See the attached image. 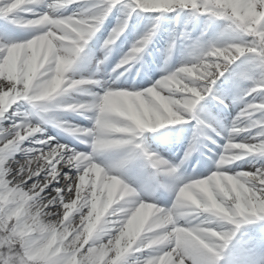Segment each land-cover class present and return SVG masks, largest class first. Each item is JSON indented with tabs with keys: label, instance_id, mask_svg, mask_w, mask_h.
<instances>
[{
	"label": "snow or ice",
	"instance_id": "snow-or-ice-1",
	"mask_svg": "<svg viewBox=\"0 0 264 264\" xmlns=\"http://www.w3.org/2000/svg\"><path fill=\"white\" fill-rule=\"evenodd\" d=\"M72 5L78 10L62 11ZM114 9L123 16L103 40L107 51L97 68L141 10H189L205 23L198 37L181 33L191 41L188 58L147 87L77 76L74 65ZM161 18L151 17L113 72L147 48ZM0 21V264H223L225 250L248 225L258 226L264 244V0H95L86 7L81 0H0ZM9 24L33 34L11 38ZM174 47L175 40L166 65ZM90 85L99 90L88 91ZM72 92L91 99H63ZM205 100L226 114L241 105L230 127L221 125L226 137ZM55 109L77 112L91 125L59 120L50 115ZM186 118L196 125L184 158L204 128L226 142L207 175L171 183L179 180V165L151 150L143 133ZM44 124L91 151L45 135ZM98 149L123 156L103 164ZM136 159L152 169L150 191L122 178L124 164ZM242 159L250 166L229 167ZM156 191L171 193L170 204L158 202Z\"/></svg>",
	"mask_w": 264,
	"mask_h": 264
},
{
	"label": "bare ground",
	"instance_id": "bare-ground-1",
	"mask_svg": "<svg viewBox=\"0 0 264 264\" xmlns=\"http://www.w3.org/2000/svg\"><path fill=\"white\" fill-rule=\"evenodd\" d=\"M95 2V0H93V3ZM91 3V2H89ZM87 3V4H89ZM173 11H176L178 12L179 14H174L173 17L170 18V16H166V14H170V12H163L162 14L161 13H156V12H142L140 11V14L137 15V16H133L132 19L129 21L128 23V28H133V27H136V26H142L144 27L145 29H148L149 27H151V24H152V19L151 17L153 16H156V15H161L162 18L160 20V23H159V26H158V30L156 31L155 33V36L158 37V38H161L162 36L164 35H174V36H177L179 37V39H182L181 37V33L184 32L183 30H180V25L183 23L185 26H188L190 27V29L192 31H195L197 28H195V22H196V26H197V21H201L202 17L200 16L199 18H193L191 19V17H188L187 16V12H185V10H173ZM182 11V12H181ZM180 15H182V17H186V19H182L180 18ZM117 16H123V13L119 12L118 10L114 9L113 10V13L110 14L108 17H107V20L110 21L112 20V22L116 23L117 22ZM183 21V22H182ZM181 22V23H180ZM106 27V22L104 23V25ZM32 30L31 29H27L24 31V32H21L20 34L21 35H27V34H30ZM9 37L13 38L14 36L9 32L8 33ZM24 38V37H23ZM183 41H185V39H183ZM110 59H107L104 61V63L102 64L99 72L100 74L106 76V70H105V66L109 63ZM79 62V59L78 61ZM156 73V72H155ZM116 75L117 74H114V72H109L107 73V77H109L107 80L106 79H103L102 78V82L105 83V84H111L113 82L117 83V78H116ZM138 85V84H136ZM78 93L80 92H72L69 94V96H65L63 97V99L65 100H71V99H76L78 100ZM56 110V109H55ZM60 110V109H58ZM51 114V113H50ZM59 120H61L59 118ZM224 126L227 128L230 127L231 124H229V122H224ZM44 133H48L50 132V130L57 136L58 139L61 140V142H71L74 146L75 145H79V150H82V151H88L87 148L84 146V145H80L79 144V141L75 140V138L66 133L65 131H63L62 129H59V128H53L51 126H48V127H44ZM145 138V136H144ZM98 154H97V157H96V160L101 162V163H105L106 161H111L115 155H117L119 153V155H122L123 156V152L122 151H118V150H111V149H98L97 150ZM115 163H118V162H114L113 164ZM140 164V161L139 159H136V160H133L131 162H128V163H125L124 166L122 167V171L124 172V176H126V178H129L131 179V181L135 180V174H134V169H135V166L136 164ZM243 167H249L250 164H249V160H245V164L242 165ZM138 170L141 171L142 174H140L141 176L138 177L137 181L134 183L136 184L137 187H140L141 190L143 191H150L151 190V187H150V184H151V181L149 180V175L144 173L143 174V170L141 168L140 170V165H138ZM147 177H145L146 175ZM145 175V176H144ZM142 179H144L145 181L143 182ZM143 186V187H141ZM105 196H106V193H105ZM155 196V195H154ZM111 209H109V212H106L104 214V216L101 217V223L104 222L105 220V217H107L110 213ZM154 210H151L149 212V220H151L153 218L152 216V212ZM79 224V219L78 220H75L73 222V225L76 226ZM253 226V225H252ZM99 227V225L97 226ZM259 230V228H257V231ZM241 232V231H240ZM260 234V233H259ZM93 235H95V230L93 232ZM239 235L240 233H238L237 237L232 241V246L234 245L235 247L233 249H238L239 247L237 246L239 244V241H237V239L239 238ZM257 237H260V236H255V238L253 237L252 239H250L249 242H252V243H255L256 241H260V239H258ZM103 243H107V239H105L103 241ZM231 245L229 246V248L232 247ZM87 247V245H85V248ZM243 248H240V250H242ZM228 250V249H227ZM239 250V249H238Z\"/></svg>",
	"mask_w": 264,
	"mask_h": 264
},
{
	"label": "rangeland",
	"instance_id": "rangeland-1",
	"mask_svg": "<svg viewBox=\"0 0 264 264\" xmlns=\"http://www.w3.org/2000/svg\"><path fill=\"white\" fill-rule=\"evenodd\" d=\"M88 1H90L91 3H93V0H81V3H83L82 5L83 6H87L88 4ZM179 12V11H178ZM178 12H176V11H172V12H170V14H166V16H170V18L171 17H173V15L174 14H179ZM182 12V11H181ZM185 12H187V16L188 17H191V19H193V17L191 16V13H190V11L189 10H185ZM133 16H137V15H133ZM202 17V19H201V21L199 22V21H197L198 23H197V26H196V22H195V28H197L195 31H192L191 29H190V27H188V26H185L183 23L180 25V27L179 28H181V29H186V31L191 35V37H193V38H195V37H198L199 35H200V33H201V30L204 28V23H205V17L204 16H201ZM180 18H182V19H186V17L184 18V17H182V15H180ZM183 22V21H182ZM111 23V25L109 26V29L110 28H112V23H114V22H110ZM181 23V22H180ZM141 26L139 25V28H140ZM142 29L144 30V27L143 28H141V30L139 29L138 30V28H133L132 30L130 29V31H129V35L127 36V38H128V40H129V43H131V46H132V44H133V42L135 41V40H137L141 35H142ZM145 30H147V29H145ZM110 31V30H109ZM213 31H219V29L217 28V29H210L209 30V32H208V35L205 37V39H207L208 37H211L212 35H213ZM168 39L166 40V42L167 41H169L170 43L173 41V40H175V42H177V38H175L172 34L171 35H168V37H167ZM187 41L185 42V43H183V42H181V41H179L178 40V42H179V44L178 45H180V44H182L183 46H182V49H180V54L182 55L181 57H179V58H176V60L174 61V63H173V68H172V70H174L176 67H178V66H180L181 65V62L182 61H184V60H186L187 58H188V55H187V52H188V49L186 48V45H189L190 43H191V41L190 40H188V39H186ZM168 42V43H169ZM167 44V43H166ZM131 46L128 48V49H130L131 48ZM181 46V45H180ZM122 53H126V49H123V51H121L120 52V54H122ZM237 63H239V61H237ZM226 75H227V73H226ZM208 107H209V109L211 110V112L217 117V119H219V121H220V124H223V121H224V119L225 118H227V120H229V121H232V117H234L235 115H236V113H237V111L239 110V108L241 107V105H239L238 103H233L232 105H231V107L227 110V114L222 110V106H220L219 108L218 107H212L211 106V104H209L208 103V101L207 100H205V102H204ZM25 107H27V105H25ZM195 111V110H194ZM59 114V112L57 111V110H53L52 112H51V116H54L55 118H56V115H58ZM223 115H225V116H223ZM188 119V118H187ZM33 120L35 121L36 120V118L35 117H33ZM188 120H191L192 122H193V124L195 123L196 124V120L195 119H188ZM213 123H215V122H213ZM195 126V125H194ZM43 128H44V126H43ZM45 135H52L51 133H44ZM227 136V135H226ZM225 136V137H226ZM217 142L218 143H215L216 144V146H217V153H219L220 151H221V149H220V147L218 146V145H222L223 143H225L226 141L224 140V139H219V140H217ZM216 159V155H214L213 156V159L210 161L211 163H212V165L210 166V168H209V170H212V169H214V167H215V165H214V160ZM244 160V159H243ZM245 160H247V159H245ZM242 161V160H241ZM201 174H203V173H201ZM206 174V173H205ZM159 199H160V196H159ZM76 220H78V217H77V219ZM255 228H254V225L252 226V225H248V226H245L244 228H242L241 229V234L239 235V240H241V242L240 243H243L244 245H247L248 244V242L247 241H250V239H251V233H250V230L252 231V230H254ZM240 233V232H239ZM237 239V240H238ZM238 240V241H239ZM251 244V243H250ZM242 245V244H241ZM253 246H254V244H252ZM249 248V245H247V246H245L244 247V250H240V252H239V256L241 257V260L242 259H245V258H247V259H250L251 260V263H255L256 262V260L257 259H259V257H264V244H262V243H260V241H257L256 242V247L254 248V250L253 251H247V249ZM111 255V254H110ZM238 256V257H239ZM260 260V259H259Z\"/></svg>",
	"mask_w": 264,
	"mask_h": 264
},
{
	"label": "clouds",
	"instance_id": "clouds-1",
	"mask_svg": "<svg viewBox=\"0 0 264 264\" xmlns=\"http://www.w3.org/2000/svg\"><path fill=\"white\" fill-rule=\"evenodd\" d=\"M234 157H228L226 158V162H230L231 159H233Z\"/></svg>",
	"mask_w": 264,
	"mask_h": 264
}]
</instances>
